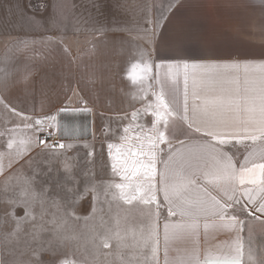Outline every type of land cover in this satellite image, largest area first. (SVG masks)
<instances>
[{"label": "crops", "instance_id": "crops-1", "mask_svg": "<svg viewBox=\"0 0 264 264\" xmlns=\"http://www.w3.org/2000/svg\"><path fill=\"white\" fill-rule=\"evenodd\" d=\"M32 16L14 35H0V100L12 112L34 121L55 117L45 120L43 128L57 132L62 142H82L102 135L99 117H132L133 111L155 100L152 91H159L160 86L154 79L133 84L129 78L132 64L150 62L151 75L158 72L159 78L165 68H183L184 114L187 107L192 127L185 123L190 133L160 156L153 182L159 186V173L165 171L167 161L170 182H179L177 173L182 170L185 176L194 175L196 184L172 196L171 204L164 201L163 192L158 193L162 213L154 214L152 232L158 240L155 257L151 241L147 246H100L95 264H165L166 248L168 264L190 256L203 260L209 250L227 254L240 243L244 246L241 264H251L249 249L257 264L264 261V213L255 212L249 205L239 216L245 221L242 231L240 225L236 230L224 229L211 210L210 198L221 199V188L231 187L224 171L227 158H221L220 150L232 158L238 170L245 156L264 163V141L237 144L233 140L219 145L206 135L208 131L232 133L242 128L248 115L245 108L253 100L258 104L264 93V0H176L161 19L151 45L131 32L108 30L88 37L73 49L58 35L34 27ZM133 74L138 76L140 69ZM149 83L153 88L145 95L140 89ZM197 127L200 132L195 131ZM62 154H72L71 149ZM236 185L239 187L238 180ZM140 203L139 198L133 200L130 218H138L133 208ZM169 207L175 215H169ZM181 208L190 214L181 216ZM182 224L198 226L173 227ZM62 260L94 264L90 258L76 259L69 252L54 264Z\"/></svg>", "mask_w": 264, "mask_h": 264}, {"label": "rangeland", "instance_id": "rangeland-1", "mask_svg": "<svg viewBox=\"0 0 264 264\" xmlns=\"http://www.w3.org/2000/svg\"><path fill=\"white\" fill-rule=\"evenodd\" d=\"M174 1L176 0H0V35H14L25 27L24 24L34 14V27L58 35L73 49L88 37L108 30L131 32L151 45L161 19ZM182 71V66L165 68L160 76L166 88L175 90L177 99L175 107L178 115L169 118L176 133L169 135L172 144L190 133L182 119ZM27 119L28 117L12 112L0 100V153L3 154L4 165V171L0 172V262L14 264L20 260L30 261L31 264H54L69 252L76 259L90 258L95 264L100 246L105 244L147 246L145 241L156 222L154 214L162 213L160 202L158 201L159 208L155 203L135 205L133 210L137 211L138 218L129 217L131 204L120 201V190L115 185L131 184V188L125 189L126 194L131 196L135 185L144 183L145 178L139 173L133 176L129 172L130 180H124V173H115L108 149L110 143H122L120 137L123 135V128L132 117L123 121L121 117H99L98 129L104 131L102 135L82 142L63 141V148L51 147L48 143L47 148L39 145L37 135L25 128ZM152 119L154 117L150 112L145 114L144 108L140 110L134 123L150 128ZM161 128L163 130L162 125ZM45 131L43 128V132L38 135L39 140H42ZM28 138H31L30 150L18 158L20 141ZM9 139L15 141L11 149L7 148ZM159 148L156 165L168 145L162 144ZM65 149H71L72 154L63 155ZM112 151L115 153V149ZM28 157L32 158L31 167L25 164L19 178H13L5 186L6 176L20 167L18 161ZM9 160L12 161V169L8 167ZM34 172L36 178L33 184L36 190L47 189V210L41 218L37 203L32 209L34 218L22 221L21 229L14 236L9 235L16 229L17 223L10 213L14 212L15 217H24L25 206L23 203L10 205L4 198L29 199L27 196L21 197L19 193L24 179L31 177ZM93 185H96L95 192L92 191ZM94 195L97 197L95 202ZM116 196L119 198L118 202ZM34 225L42 226L39 237L35 239Z\"/></svg>", "mask_w": 264, "mask_h": 264}, {"label": "snow or ice", "instance_id": "snow-or-ice-1", "mask_svg": "<svg viewBox=\"0 0 264 264\" xmlns=\"http://www.w3.org/2000/svg\"><path fill=\"white\" fill-rule=\"evenodd\" d=\"M152 67L153 65L144 61L143 64L139 62L131 65V70L129 72V78L136 84L139 81L141 84L146 83L149 80H155L156 84L160 85L159 91H152V95L155 97L154 106L153 103H149L145 107V114L150 112L151 116L154 117L151 121V127L146 128L145 125L134 123L140 114L139 110L133 111L131 113L132 120L129 121V124L124 126L123 135H121L120 140L121 144H109V156L112 159V169L115 173L120 174L124 173L123 179L130 180L128 173L131 172L133 176L138 173L142 175L145 180L144 183H138L135 185L133 194L128 196L125 192L126 188H131V184H116L115 187L120 190V198L124 199L126 203L131 204L133 200L139 198V200L145 204H157L159 208V202L157 200V195L159 192H163L164 201L171 204L172 196H179L183 188L188 185H195L197 178L193 176H185L183 171L177 173L180 177L179 182H170L169 173L167 170V161L165 163V171L159 173L160 180L159 186L154 183V178L156 176V160H157V149L159 145L167 144L169 151L172 149V143L169 140V135H175L174 127L170 125L169 118L175 117L178 115L176 111V94L175 90L172 88H166L165 83L162 82L159 78V73L157 72L155 76H152ZM161 65H156V68H160ZM171 67V65H169ZM136 69H140V74L137 76L134 73ZM153 85L148 84L147 88H141L140 91L145 95L147 94L148 89H152ZM186 95V94H185ZM259 103L257 104L253 100L252 104L245 108V112L248 114L247 118L243 121V127L237 129L232 133H217L214 131H208L206 133L207 137L210 138V141H214L219 145H227L232 143L233 140L237 144L243 143L247 140L253 142L264 141V93L259 96ZM14 111V109H13ZM63 111V110H62ZM128 118V114H125L121 117V120ZM54 120L55 117H43L36 119L32 122L31 118H28L25 121V128L33 131L37 135V143L43 145L45 148L48 147L45 140H39L38 135L43 132V124L45 120ZM185 123H188V127L191 128V123L188 122L187 116V107H185V114L182 117ZM163 126V130L161 128ZM196 132H200V128L195 129ZM131 133V135H130ZM52 135L51 131L47 133ZM14 140L9 139L7 142V148L11 149L14 144ZM31 144V138L22 139L20 141L21 147L17 152V157H22L30 150L29 145ZM60 148H63L64 145L60 144ZM147 148V151L145 150ZM115 149V153H113ZM215 149V144L213 145ZM163 152L162 148H159ZM91 155V153H89ZM221 158H227V163L224 165L225 177L231 182V187H223L221 191L223 193L221 199H217L215 196H211L212 200V212L217 216L222 223L219 227L224 229L236 230L237 225H240V230H243L245 226V221L240 220L239 216L244 215L248 211V206L251 205L252 209L255 212L264 213V163H255L250 161L249 156H245L244 161L240 163V168L237 170L235 164L232 163V158L227 156V153H223L220 150ZM3 154L0 153V172L4 171L3 165ZM20 167L11 171L8 176L5 178V186L13 178H19V174H22L24 165L27 164L31 167L32 158L28 157L26 160L18 161ZM251 164V167L248 164ZM9 169H12V161L9 160ZM142 169V172L140 171ZM257 169L260 172V178L257 180ZM35 172L31 177H26L23 182V186L20 189L19 195L21 197L27 196L29 199L21 200L13 198H4L6 202L10 205H16L23 203L25 206V215L24 217H15L14 212L10 213L13 215V218L16 219V229L9 235L14 236L16 231L21 229V223L25 219H33V207L38 203L40 206L39 215L41 218L46 212L45 202L47 197L45 193L47 192L46 188H41L39 191L36 190L33 182L35 181ZM207 178V175H205ZM239 182V187L236 185V181ZM212 181L209 180V183ZM248 185H256L257 187H248ZM96 185L92 186V191L95 192ZM72 191V189H69ZM88 189L86 188V192ZM259 197V199H257ZM82 198V197H78ZM97 197L94 195L93 200ZM190 203V202H188ZM258 205V206H257ZM234 213V214H231ZM176 213L169 207V215H175ZM181 216L190 214L188 209L181 208ZM158 215V213H157ZM259 219V217H257ZM198 225L189 224V225H174V228L180 229H191L197 227ZM42 226L34 225V239L39 237V231ZM209 224L206 222L204 228L207 231ZM165 228V241L167 242L169 236V225L166 223ZM119 236V234H116ZM242 237H238V240H242ZM148 241L152 242V256L155 257L158 251V240L156 239V234L153 231L148 239L145 241V244ZM107 247V244H105ZM43 250V249H41ZM36 254V253H34ZM167 248L165 249V264H168L167 260ZM249 260L251 264H257L255 257L252 254V250L249 249ZM244 256V246L243 243H240L239 246L234 247L230 253L227 254H214L211 250L205 253L204 259L201 260L199 256H190L188 258H178L174 261V264H241V257ZM2 264V262H0ZM14 264H31V262H23L17 260ZM60 264H73V262L68 260H62ZM259 264H264V261H260Z\"/></svg>", "mask_w": 264, "mask_h": 264}, {"label": "built area", "instance_id": "built-area-1", "mask_svg": "<svg viewBox=\"0 0 264 264\" xmlns=\"http://www.w3.org/2000/svg\"><path fill=\"white\" fill-rule=\"evenodd\" d=\"M49 131H51L52 135L47 134ZM42 140H45L51 147H58L62 143L59 134L53 130H46L43 133Z\"/></svg>", "mask_w": 264, "mask_h": 264}]
</instances>
